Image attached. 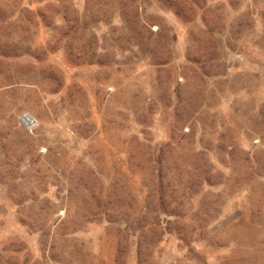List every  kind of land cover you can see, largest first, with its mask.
Here are the masks:
<instances>
[{
	"label": "rangeland",
	"instance_id": "obj_1",
	"mask_svg": "<svg viewBox=\"0 0 264 264\" xmlns=\"http://www.w3.org/2000/svg\"><path fill=\"white\" fill-rule=\"evenodd\" d=\"M0 264H264V0H0Z\"/></svg>",
	"mask_w": 264,
	"mask_h": 264
},
{
	"label": "built area",
	"instance_id": "obj_2",
	"mask_svg": "<svg viewBox=\"0 0 264 264\" xmlns=\"http://www.w3.org/2000/svg\"><path fill=\"white\" fill-rule=\"evenodd\" d=\"M26 117H27V116H25L24 118H26ZM24 118H23V119H24ZM29 119H30V118H29ZM33 123H34V122H33V120H31V119H30L29 121L26 120L25 122H23V124H24L25 126H27L28 128H32V127H33Z\"/></svg>",
	"mask_w": 264,
	"mask_h": 264
},
{
	"label": "bare ground",
	"instance_id": "obj_3",
	"mask_svg": "<svg viewBox=\"0 0 264 264\" xmlns=\"http://www.w3.org/2000/svg\"><path fill=\"white\" fill-rule=\"evenodd\" d=\"M25 117V116H24ZM29 121L30 119H29V117L27 116L26 118H24L23 120H22V122H25V121Z\"/></svg>",
	"mask_w": 264,
	"mask_h": 264
}]
</instances>
